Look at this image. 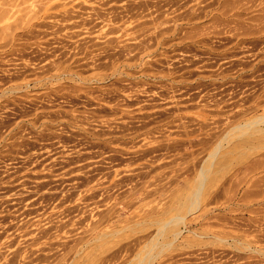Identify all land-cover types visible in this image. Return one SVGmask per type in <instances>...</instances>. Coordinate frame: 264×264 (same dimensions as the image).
Here are the masks:
<instances>
[{
    "label": "rangeland",
    "instance_id": "rangeland-1",
    "mask_svg": "<svg viewBox=\"0 0 264 264\" xmlns=\"http://www.w3.org/2000/svg\"><path fill=\"white\" fill-rule=\"evenodd\" d=\"M208 1L0 0V264H149L176 213L150 264H264V0Z\"/></svg>",
    "mask_w": 264,
    "mask_h": 264
},
{
    "label": "bare ground",
    "instance_id": "bare-ground-1",
    "mask_svg": "<svg viewBox=\"0 0 264 264\" xmlns=\"http://www.w3.org/2000/svg\"><path fill=\"white\" fill-rule=\"evenodd\" d=\"M226 1L227 0H215V1H213V2H211V3H209V1L207 2V4H206V6H210V5H212V7H211V9H209L208 11H210L211 12V10H213V9H218V8H220L221 6H225V4H226ZM142 2V1H141ZM163 2V1H162ZM47 3V2H46ZM159 4V3H158ZM195 4V3H194ZM210 4V5H209ZM214 4V5H213ZM228 4V3H227ZM227 4H226V6H227ZM64 5V4H63ZM232 6V5H231ZM237 6V5H236ZM91 7V6H90ZM111 7V6H110ZM160 7V6H159ZM161 8V7H160ZM178 8V7H177ZM223 7H221V9H222ZM227 8V7H226ZM234 8V7H233ZM163 9V8H162ZM205 9V8H204ZM189 10H187V12H188ZM126 12V11H125ZM170 12V11H169ZM202 12V11H201ZM222 12V11H221ZM71 13V12H70ZM117 13V12H116ZM136 13V12H135ZM183 13V12H182ZM204 13H205V11H204ZM213 13V12H212ZM223 13H225V12H223ZM198 14V13H197ZM98 15V14H97ZM100 15H102V14H100ZM107 15V14H106ZM113 15V14H112ZM112 15H111V19H113L112 18ZM126 15V14H125ZM238 15V14H237ZM103 16V15H102ZM110 16V15H109ZM195 16H196V14H195ZM212 16H213V14H212ZM215 16V15H214ZM75 17V16H74ZM97 17V16H96ZM95 17V18H96ZM108 17V16H107ZM113 17H114V15H113ZM117 17V19L118 18H120V17H122V16H118L117 14H115V17L114 18H116ZM198 17V16H197ZM216 17V16H215ZM175 18V17H174ZM196 18V17H195ZM86 19V18H85ZM121 19V18H120ZM171 19V18H170ZM191 19V18H190ZM213 19H214V17H213ZM87 20V19H86ZM114 20V19H113ZM116 20V19H115ZM104 21V20H103ZM117 21V20H116ZM163 21V20H162ZM165 22H166V20H164ZM83 22V21H82ZM147 22V21H146ZM78 24V23H77ZM240 25V24H239ZM250 26H251V24H250ZM240 27V26H239ZM261 28H262V26H261ZM109 29V28H108ZM233 29V28H232ZM257 29V28H256ZM111 32H113V31H111ZM158 32V31H157ZM127 38V37H126ZM216 38V37H215ZM108 41V40H107ZM97 43V42H96ZM155 44V43H154ZM57 46V45H56ZM142 46V45H141ZM86 51H87V49H86ZM86 54H87V52H86ZM90 54V53H89ZM130 59V58H129ZM78 60V59H77ZM63 61H64V59H63ZM99 61V60H98ZM58 64V63H57ZM97 64V63H96ZM12 65V64H11ZM59 65V64H58ZM61 65V64H60ZM56 67V66H55ZM59 67V66H58ZM57 67V68H58ZM98 67V66H97ZM242 75V74H241ZM262 87V86H261ZM261 101V100H260ZM229 104V103H228ZM227 104V105H228ZM210 105V104H209ZM256 105V104H255ZM256 107H257V105H256ZM225 112V111H224ZM241 113H242V111H241ZM240 114V113H239ZM241 115V114H240ZM261 121H263L264 122V114L262 113V114H260L259 115V117H257V116H255V118H253V119H249L248 121H247V119L245 120V121H243V122H240V123H238V124H236L235 126H233V127H235V128H243V130H248V131H250V130H255V132H258V131H261L262 130V128H263V126L261 127V126H259L258 125V122H261ZM263 122H261V123H263ZM232 127V128H233ZM187 128V127H186ZM231 128V129H232ZM264 129V128H263ZM246 131H243V132H245L246 133ZM189 132V131H188ZM252 133V132H251ZM224 134V133H223ZM222 134V135H223ZM229 135V130H228V133L227 134H225V136H228ZM241 135V134H240ZM243 135V134H242ZM220 136V135H219ZM224 136V137H225ZM248 137V136H247ZM222 136L220 137V140H218L219 142H217V144H216V146L214 147V150L212 151V152H210L209 153V158H211L210 156H212V157H214V155H216V153H217V149L221 146V144H222V142H221V140H222ZM227 138V137H226ZM189 139V138H188ZM219 139V138H218ZM225 139V138H224ZM189 141V140H188ZM187 141V142H188ZM197 142V141H196ZM209 158H207V159H209ZM260 159V158H259ZM211 160V159H210ZM251 161V160H250ZM263 161V160H262ZM206 165V164H205ZM210 169V167L209 166H207V167H205V166H202L201 165V167L199 168V170H198V172H197V186H196V188L192 191V193H191V195L189 196V194H188V196H189V201H188V205H187V210H191L192 211V209L194 210V208L196 209V207L198 206L197 204H198V200H199V197H200V191H201V188L203 187L202 185H203V181L205 180L204 178H206V175H207V171ZM207 172V173H206ZM247 172V171H246ZM196 180V179H195ZM256 179H254V181H255ZM253 181V180H252ZM253 181V182H254ZM257 181V180H256ZM256 181H255V183H256ZM259 181H260V179H259ZM249 183V182H248ZM254 183V184H255ZM261 183V182H260ZM254 184L253 183H251V185L254 187ZM260 185V184H259ZM258 185V186H259ZM264 185V184H263ZM261 186V185H260ZM255 187H257L256 186V184H255ZM248 188V187H247ZM264 190V187H262V188H260L259 187V189H258V187H257V189H255V191L253 190V192H257V193H261L262 191ZM244 191H245V189H244ZM236 192V191H235ZM247 192V191H246ZM264 192V191H263ZM262 192V193H263ZM203 193V192H202ZM256 193V194H257ZM249 194V193H248ZM244 196V195H243ZM245 196H246V193H245ZM260 196V195H259ZM231 197V196H230ZM260 198V197H259ZM244 199V198H243ZM246 204H247V202L246 201H244ZM243 202V203H244ZM258 202V201H257ZM264 202V201H263ZM250 203V202H249ZM262 203V202H261ZM242 204V203H241ZM245 205V204H244ZM243 206V205H242ZM245 206H247V205H245ZM249 206V205H248ZM181 207V206H180ZM245 208H247V207H245ZM161 210V209H160ZM235 210V209H234ZM242 210V209H241ZM251 210H255L254 208L253 209H251ZM160 213V212H159ZM158 213V214H159ZM179 213V212H178ZM207 213H208V210L207 209H204V213H202L203 215V217H205V215H207ZM251 213V212H250ZM262 213V212H261ZM258 214V213H257ZM257 214H255L254 216H257ZM259 215H260V213H259ZM264 215V214H263ZM158 216V215H157ZM160 216V215H159ZM159 216L158 217H156V218H152V216H150L151 218V220H154V221H152L153 223H158L159 224V227L157 228L158 230H156L154 233L155 234H153L152 235V240L155 238L156 239V237L157 236H160V237H162V235H164V234H169V236H172V239L170 240V241H168V242H166V243H162L163 245L162 246H160V247H158V245H159V242L158 241H156V242H152L151 243V249L153 250L154 248H156V247H158L157 248V251H156V253H151V251L150 250H147V252H146V254L147 255H141L140 253V255H141V258H140V260H138L139 261V263H142V262H144V261H146V260H148V259H150V261H149V264L151 263V259H153V258H155L157 255H158V253L162 250V248H163V246L165 245V246H169L171 243H172V241L177 237V235H179L180 233H181V225H182V227L184 226L185 228H187V230H190V228H188L187 227V222H186V218H185V215H184V213L183 214H173L172 216H170L168 219H165L164 221H163V219H162V221H161V219L159 218ZM163 217V216H162ZM226 218V217H225ZM145 219H146V217H145ZM144 219V220H145ZM141 220V219H140ZM138 221V224L139 223H142V221ZM220 220V219H219ZM253 220V219H252ZM255 221H257V220H255ZM148 222V221H147ZM157 224V225H158ZM248 224V223H247ZM149 225V224H148ZM254 226V225H253ZM260 230H262V229H260ZM260 230H259V232H260ZM191 231V230H190ZM191 232H193L194 234H196V235H201L202 233H198V232H196V231H194V230H192ZM102 234V233H101ZM167 234V235H168ZM107 235V234H106ZM103 236V235H102ZM199 237H202V236H199ZM166 238V237H165ZM168 238V237H167ZM218 238V237H217ZM157 239H159V238H157ZM162 239V238H161ZM220 239H223L222 237H220ZM149 241H151V240H149ZM155 241V240H154ZM161 242V241H160ZM195 242V241H194ZM149 244V243H148ZM144 248V247H143ZM148 249H150V248H148ZM145 251V250H144ZM151 253V254H150ZM139 254L138 253H136V255H135V257L137 258L138 256H139ZM148 258V259H146V260H144L143 261V259H145V258ZM139 258V257H138ZM137 258V259H138ZM204 261V260H203ZM123 263V262H122ZM147 263V262H146ZM153 263V262H152ZM148 264V263H147Z\"/></svg>",
    "mask_w": 264,
    "mask_h": 264
}]
</instances>
